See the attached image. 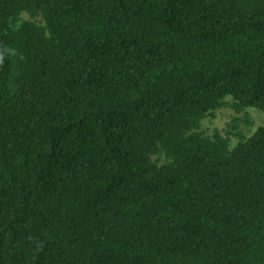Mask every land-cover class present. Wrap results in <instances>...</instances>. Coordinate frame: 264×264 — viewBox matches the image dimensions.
<instances>
[{
    "label": "trees",
    "instance_id": "trees-1",
    "mask_svg": "<svg viewBox=\"0 0 264 264\" xmlns=\"http://www.w3.org/2000/svg\"><path fill=\"white\" fill-rule=\"evenodd\" d=\"M249 108L264 0H0V264H264Z\"/></svg>",
    "mask_w": 264,
    "mask_h": 264
},
{
    "label": "rangeland",
    "instance_id": "rangeland-1",
    "mask_svg": "<svg viewBox=\"0 0 264 264\" xmlns=\"http://www.w3.org/2000/svg\"><path fill=\"white\" fill-rule=\"evenodd\" d=\"M249 112H252L250 115L251 120L254 123L253 129L257 126V125H261L264 124V114L261 113L260 111H258L255 108H249ZM230 111H220L217 113V116L210 120L208 119L206 121V125H208L209 127H215V128H223L224 127V123L228 120V115H229ZM252 129V130H253ZM234 140V139H232Z\"/></svg>",
    "mask_w": 264,
    "mask_h": 264
}]
</instances>
